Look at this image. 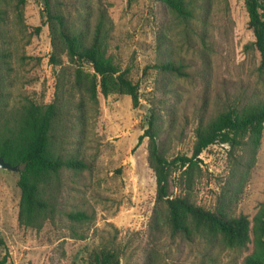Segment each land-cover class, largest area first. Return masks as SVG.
Segmentation results:
<instances>
[{"label": "rangeland", "instance_id": "1", "mask_svg": "<svg viewBox=\"0 0 264 264\" xmlns=\"http://www.w3.org/2000/svg\"><path fill=\"white\" fill-rule=\"evenodd\" d=\"M71 27L79 17L92 21L99 7L113 21L110 53L138 84L139 106L129 95L99 92L93 109L83 90L88 64L75 65L65 55L62 65L50 61L53 34L47 24L44 0H7V46L11 51L8 77L10 100L31 97L50 103L58 87L83 75L75 98L82 108H71L63 118L65 157L84 160L88 168H65L48 189L55 199L54 217L39 228L19 224V173L0 169V259L7 264H94L103 249L117 251L120 264H242L254 249L209 246L188 241L166 224L165 205L157 204L156 172L150 166V139L139 144L155 114L160 152L168 159L193 157L196 129L216 115L218 102L241 93L264 96L258 82L261 56L250 26L245 0H192L195 18L178 19L158 0H51ZM42 27L34 34L36 27ZM173 58L188 66V77L155 68ZM209 64V67L206 66ZM61 77V83H60ZM238 163L243 165L238 168ZM173 196H182L207 210L228 205L235 214L252 219L264 201V129L257 145L231 151L216 144L192 164L172 172ZM82 211L88 220L73 221Z\"/></svg>", "mask_w": 264, "mask_h": 264}, {"label": "trees", "instance_id": "2", "mask_svg": "<svg viewBox=\"0 0 264 264\" xmlns=\"http://www.w3.org/2000/svg\"><path fill=\"white\" fill-rule=\"evenodd\" d=\"M162 1L178 19L195 18L192 0ZM47 10V24L53 34V54L50 61L62 65V55L76 66L88 64L94 71L86 75L83 90L89 96L93 109H98L99 92L105 97L111 94L129 95L135 107L139 106V86L130 77V70H123L110 53V40L113 21L103 7L97 10L94 21L90 15L81 16L78 27H71L62 9H51V0H44ZM249 23L256 37L255 46L261 56L257 68L258 82L264 86V0H245ZM7 0H0V157L12 166H20L18 186L21 190L19 205V224L26 228H39L46 219L54 217L56 201L48 196L54 182L59 180L60 172L72 169L76 172L88 168L79 158L65 157V131L63 118L69 116L71 108H82V101L75 98V90L81 88L83 75L79 69L74 79L58 87L54 100L50 103L37 101L31 97L10 100L12 94L8 87L11 71V51L7 46V33L3 29L6 22L5 10L1 7ZM42 27H36L39 34ZM209 67V64L206 63ZM160 72L177 77H188V66L181 60L169 58L155 65ZM61 83V77H60ZM216 115L207 123H200L196 129V143L193 157L177 156L168 159L159 149L158 133L154 131L155 114L147 119L148 128L140 136L150 139V166L156 172L157 204L165 205L166 224L173 233L188 241L197 238L209 246L218 244L225 247L246 248L253 243L254 249L242 264H264V201L255 216L235 215L228 205H219L215 211L204 209L182 196H173L170 178L176 169L192 164L209 147L221 144L231 151L246 150L248 146L260 142L264 129V96L255 93H241L234 99L218 102ZM243 165L237 161V167ZM69 217L78 223L88 220L82 211L72 212ZM117 251L103 249L93 258L94 264H120ZM8 258L0 259L7 264Z\"/></svg>", "mask_w": 264, "mask_h": 264}, {"label": "water", "instance_id": "3", "mask_svg": "<svg viewBox=\"0 0 264 264\" xmlns=\"http://www.w3.org/2000/svg\"><path fill=\"white\" fill-rule=\"evenodd\" d=\"M0 169L1 170H8L13 171L16 173L20 172V166H12L9 163H7L2 157H0Z\"/></svg>", "mask_w": 264, "mask_h": 264}]
</instances>
